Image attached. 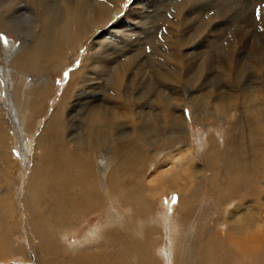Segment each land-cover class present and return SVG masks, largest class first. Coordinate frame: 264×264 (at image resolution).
<instances>
[{
	"label": "rangeland",
	"instance_id": "374dc122",
	"mask_svg": "<svg viewBox=\"0 0 264 264\" xmlns=\"http://www.w3.org/2000/svg\"><path fill=\"white\" fill-rule=\"evenodd\" d=\"M13 1L18 4L14 3L15 6L8 9V11L16 12L18 16L22 15L20 16L21 18L28 19L29 15L27 14L25 0ZM64 1L66 2L67 0H44V4L47 8H52L55 11L56 5L59 3L63 4L65 3ZM94 1V7L90 9L84 3L85 0H82L81 8L83 16H80V27L84 31L83 34L86 40L76 47L65 50L60 57L53 59L51 63H44L40 67L37 64L33 69L34 71L27 74H24L25 72L16 67L21 64L19 60L14 62L13 59L16 56L13 48L14 46L17 48L22 47V50L26 52L27 47L25 44H34L38 40L30 35H20L17 32H13V30L0 32V110L4 112V115L1 113L2 116L0 117V129H5L9 132L8 142L5 145L6 148L0 149V159L3 158L4 152L7 149L6 154L10 153L11 160L14 163L13 166L11 165V168L7 169L5 175L0 174V242L6 241L10 247L12 245L14 248L11 255L0 250V264H40L38 259L40 253L37 250V245H40L38 239L41 232H55L63 247L69 253H71L70 249L75 253L73 258H71L74 264L75 262H81V259L79 261V259L74 258L77 251H79V247H86L97 242H105V240L101 241L96 237L97 226H103L100 223L102 220L100 213L92 214L93 216L98 215V217L82 220L76 226H61L57 223L58 218L53 220V224L46 225L47 222L45 221L49 219V216L44 221L40 217L43 211H47L42 210L40 207L41 196L39 191L43 187L37 186L32 182L34 167L39 166V161H43L40 156L43 152L42 148L39 150V154H37L39 137L46 123L53 117L57 107L60 104L64 107L68 100L71 101L70 107L73 109L76 106V108L73 109L75 113L72 115L70 130L66 133L65 145L68 149L73 148V151L86 155L85 153L83 154L84 147L80 144L78 134L90 125H85V117L90 114L89 112L94 103L88 109V104L80 107L81 104L78 103V99L79 94L82 92L83 84L88 80L93 81L95 88L100 86L106 88V90L96 89L95 94L101 96L107 104L114 102L118 97L134 91L143 93L145 89L139 88L144 87L149 89L152 87L151 79L154 82L153 77L155 76L151 72L154 73L156 70L162 74L165 72L174 73L175 68L160 66L162 62L160 56L162 48L159 49V46L162 45L170 48L174 42H177V39H180L179 47H182V54L188 55L187 66L181 71L179 79L169 80L166 78L163 81H168L167 84H162V82L155 80L156 84L153 87L154 90H163L162 87H166V94L169 93V95L161 92L160 104L163 109L168 110L171 114L176 113L175 117L178 124H185L187 126V131L190 133L191 138V159L199 167L202 165L200 160L201 153L209 147L210 139L215 137L222 144L225 133L230 129L227 122H218L219 118L217 117V120L208 121L215 113L217 106L227 105L232 102L236 105L242 104V106H245L246 99H250V115L246 118L244 117V119H252V124L256 125L255 114L258 113L264 116V100L261 101L259 97L255 96L256 90L253 88L256 84L253 80L251 69L247 68L248 59L246 58V52L249 53L246 45L253 49V47L259 48L260 45L264 44V42L261 43L263 40L261 37L264 35V0H150L149 3L143 4L144 6H148V8L144 9L145 15L139 17L138 15L131 14L133 17L131 16L130 18H128V15H130L132 7H137L138 9L139 7L143 9V7L137 5L136 0H114L117 4L114 10L119 13L115 17V20L110 23L108 21L106 23L101 21L103 17L102 11L105 9L106 2L104 0ZM5 5L6 2L4 0L0 2L1 12H5L3 10L5 9ZM112 14L113 11H111ZM21 18L8 21L19 24ZM123 21L130 24L138 22L137 26L141 27L137 28L136 26L133 29L128 27L127 29L120 30V32L122 31L120 39L123 44L119 46L123 47L118 46L115 53L108 55L109 58L120 56L126 62L125 68L114 73L115 68L110 67L108 73L102 74L101 78H99L92 72L95 66V54L91 49L95 44L112 42L113 36L108 35L109 31H116V27H119ZM99 25L100 29L98 30ZM243 32H248L246 44L240 46L227 44L232 35L236 37L239 33ZM101 37L104 38L100 39ZM257 38L260 40H257ZM2 41H5L10 46H2ZM51 41L54 40H49V42ZM166 42L168 46H165ZM231 47L245 57V60L235 58L239 64L232 65V72L229 71L227 58V52L230 51ZM136 50L137 52L132 54ZM257 50L259 51V49ZM86 58L89 61L84 64ZM263 58L264 52L258 54L259 62ZM202 62H207L208 65L200 76L198 73ZM236 66L238 67L236 68ZM217 68L225 73L223 77L216 75ZM22 74L24 75L22 76ZM27 84L31 85L35 90H40L41 86L51 85V89L44 95L42 103L37 106L43 107L45 112H42L38 116L34 115L32 108L26 114L17 109L19 98L15 94L24 92ZM230 84L235 89V94L230 91ZM93 85H88L91 91L93 90ZM171 90L173 91L172 93H170ZM223 93L232 95L234 98L225 97ZM28 94L30 97L24 99V101L26 103L34 102L31 98L32 93L30 90ZM80 99H83L87 103L91 101L89 91L87 90ZM144 99L139 98L137 102L142 104L141 101ZM153 101L152 99L151 102ZM95 102L101 104L105 118L103 126H107L109 122L106 119V104L100 99ZM144 102L148 103L149 100L145 99ZM148 108H145L146 112ZM156 108L154 103L153 109L156 110ZM156 113L158 114V110L151 113L150 116L156 115ZM239 113H241V110H239ZM164 115L167 117L168 113ZM145 119L148 118L146 117ZM141 122L144 123L145 120ZM152 122H146L144 125ZM125 123L128 129L124 127L120 135H128L129 131H131L130 127L132 126L130 122L126 121ZM31 124H34L36 128L32 126L30 128ZM20 131L24 133L19 134ZM166 132L164 131V133ZM102 140L105 145L109 143L104 139ZM92 149L93 147L90 146L89 150L92 151ZM96 150L101 149L97 148ZM53 151L57 153L58 150L54 149ZM26 153H28L27 159L29 160L27 162L24 161ZM161 155L162 153L159 152L155 162L144 170L146 176L144 186L145 184H148L146 187L151 186L156 179L162 180L158 176L159 172H154L155 163ZM107 156H110V152L107 150H102L95 154L94 158L98 160V165L96 166L98 170L106 168L107 161L105 163L104 159H107ZM36 162L37 165H35ZM50 170V168H47L48 173H50ZM206 173L207 177H203L200 172L194 173L193 178L200 181L202 178L213 177L212 170H207ZM134 174H136L134 179H128V182L133 184L143 182L142 177L137 172H134ZM70 177L68 176L69 179ZM185 181V179H182V183L186 184L187 181ZM85 185L86 183L82 181V189L85 188ZM62 186L64 185L62 184L60 189H63ZM191 188L193 189L194 187H189V189ZM162 191L154 190L152 192L154 194L152 195L149 190H146L139 197L129 202H123L119 198L123 202V208L126 210L127 216H117L120 226L107 227V230H109L108 234H112L117 238H119V232L122 231V238L118 239L120 245L110 252L112 256H117L119 252L122 254L125 260L118 261V264L128 263L126 250L121 246H125L128 240H135L136 238L139 242H142L141 240L144 241L143 243L148 247L149 252L148 259L145 262L141 263L137 261L135 264H153L155 261L159 264H173V235L178 236L180 239V256H178L177 264L197 263V260H195L196 227L202 220L204 223H207L214 217L220 216L216 204L224 197L222 196L221 198V196L207 191L202 197L198 193L196 199L199 198L197 201L182 206L178 202L180 199L178 193H169L167 189L163 191L164 193ZM153 196L157 201L156 206L159 207L155 208L156 211L152 212L155 216L151 217V214L145 215L141 212V206L152 199ZM249 199L248 196L247 200ZM104 204L106 203L103 201L102 205ZM5 205L8 206L6 214H9L8 219H6L9 223L6 221V224L5 220H3ZM48 207L49 205H46L45 209ZM30 208H32V212ZM70 209L73 210L74 208H67L65 213L68 214ZM101 209L105 215L117 211L116 206L110 204L104 205ZM58 212L60 213V211ZM32 216L38 223L36 233H33L29 226L28 220ZM108 221H111V219ZM12 222L15 225H12ZM122 224L129 225L123 227ZM225 228L228 230L226 224ZM152 229L168 235L163 240H160V238L153 239L150 235ZM228 239L231 244H238L235 230L228 233ZM157 245L161 246V248L158 249ZM207 253L209 257H204L203 248L201 247L200 254L204 257L203 264H218L215 261L216 250H208ZM200 254L197 257L200 258ZM133 260L135 258L131 259V261ZM109 264L114 263L110 262Z\"/></svg>",
	"mask_w": 264,
	"mask_h": 264
},
{
	"label": "bare ground",
	"instance_id": "6f19581e",
	"mask_svg": "<svg viewBox=\"0 0 264 264\" xmlns=\"http://www.w3.org/2000/svg\"><path fill=\"white\" fill-rule=\"evenodd\" d=\"M2 1L0 0V2ZM4 1L6 2L5 9H3L5 12L0 11V32L13 30V32H17L20 35H30L38 40L34 44L26 43V52L22 50V47H12L16 56L13 59L14 62L19 60L21 64L16 67L25 72L24 74L34 71L33 69L37 64L40 67L44 63H51L53 59L60 57L65 50L76 47L86 40L83 34L84 31L80 27V16H83L81 8L82 0H67L63 4L59 3L56 5V13L52 8L45 6L44 0H25L27 14L29 15L28 19L21 18L20 16L22 15L18 16L16 12L8 11V9L18 3H15L13 0ZM104 1L106 3L105 9L102 11L103 17L101 21L105 23L108 21L110 23L115 20V17L119 13L114 10L117 4L114 0ZM94 2V0H85L84 3L91 9L94 7ZM149 2L150 0H136V4L142 6L143 9L132 7L128 18L132 16L131 14L138 15L139 17L145 15L144 9L148 8V6H144L143 4ZM0 10L2 9L0 8ZM111 11H113L112 15ZM19 18H21L19 24L8 21ZM100 25L98 30L100 29ZM137 25L138 22L130 24L123 21L119 27H116V31H109L108 35L113 36L112 42L99 43L92 47L91 51H94L95 54V66L92 72L99 78H101L102 74L108 73L110 67L115 68L114 73L125 68L126 62L120 56L109 58L108 55L115 53L118 46L123 44L120 39L122 34L120 30L127 29L128 27L133 29ZM137 28L141 27L137 26ZM247 33H239L236 37L232 35L227 44H236L238 46L246 44L248 41ZM103 38L101 37L100 39ZM261 38H263L261 41L263 43L264 35ZM49 40L54 41L49 42ZM257 40L260 39L257 38ZM179 42L180 39H177V42H174L170 48L162 45L159 46V49L162 48L160 55L162 62L160 66L173 67L175 71L174 73L171 72V74L169 72L162 74L156 70L154 73L151 72L155 76L153 77L154 82L151 79L152 87L149 89L140 87L139 89H145L143 93L134 91L118 97L114 102L107 104L101 96L95 94L96 89L106 90L104 86L95 88L92 80H88L83 84L82 92L79 94L78 99V103L81 104L80 107L88 104L89 109L94 103L90 112L87 110L90 114H87L88 116L85 117V125H90L78 134L80 144L84 147L83 154L85 153L86 155L73 151V148L68 149L65 145L66 133L70 130L72 115L75 113L73 109L76 108V106L73 109L70 107L71 101L69 100L64 107H62V104L57 107L53 117L46 123L39 137L37 154H39V150L42 148L43 152L40 156L43 161H39V166L34 167L32 182L37 186L43 187L39 191L41 196L40 207L42 210L47 211H43L40 214L41 219L44 221L49 216V219L45 221L47 222L46 225L53 224V220L56 218H58L57 223L61 226L71 227L80 223L82 220L72 222L69 219L71 216L66 214L65 210L67 208H74L77 213L84 212L81 206V204H84L77 197L81 191L86 192L88 200L92 203V207H89L91 209H86L85 211H90L92 214H101L100 218L102 220L100 223L103 226H97L96 237L101 241L105 240V242H97L86 247H79V251H77L74 258L79 259V261L81 259V262H75V264H109L110 262L118 264V261L124 259L122 254L119 252L117 256H112L110 252L120 245L118 239L122 238V231L119 232V238H117L112 234H108L109 230H107V227L120 226L117 216H127L126 210L123 208V202L136 199L146 190L152 193L154 190L164 191L165 189L169 193H178L180 197L178 202L182 206L197 201L199 198L196 199L198 193L202 197L207 191L213 192L221 196V198L222 196L224 197L216 204L220 216L214 217L207 223H204L202 220L196 227V264L204 263V257H209L208 250H216L215 261L218 264H264V116L258 113L255 114L256 125L252 124V119H244V117L246 118L250 115V99H246L245 106H242V104L236 105L233 102L217 106L215 113L208 121L217 120V117L219 118L218 122H227L230 129L225 133L222 144L215 137L210 139L209 147L201 153L200 160L202 165L200 164L201 166L199 167L191 159V138L190 133L187 131V126L185 124H178L175 117L176 113L171 114L168 110L163 109L160 104L161 92L169 95V93L166 94V87L163 86V90H154L153 87L156 84L155 80L162 82V84H167L168 81H163L166 78L169 80L179 79L181 71L187 66L188 55L182 54V47H179ZM1 45L5 47L8 44L2 41ZM165 46H168L167 42ZM246 46L249 49V53L246 52V58L248 59L247 68L251 69L253 80L256 84L253 88L256 90L255 96L259 97L262 101L264 100V58L259 62L258 54L264 52V44L260 45L259 48L253 47V49L249 48L248 45ZM136 52L137 50L133 51L132 54ZM227 58L229 71L232 72V65L239 64L238 60L245 57L231 47L230 51L227 52ZM235 58L238 60H235ZM88 61L89 59L86 58L84 64ZM207 65V62H202L198 73L200 76L205 71ZM216 75L223 77L225 73L217 68ZM18 79L20 78L18 77ZM89 84L93 85L92 91L88 87ZM50 89V84L41 86L40 90H35L31 85L27 84L24 92L15 94L19 98L18 111L26 114L32 108L35 116L45 112L43 107L37 106L42 103L44 95ZM29 90L32 93L31 98L34 102L26 103L24 99L30 97L28 94ZM87 90L91 97V101H88V103L80 99ZM230 91L235 94V89L231 84ZM172 92L171 90L170 93ZM223 95L232 99L234 98V96L227 93H223ZM139 98H145L149 102L145 103L144 99L141 101L142 104H140L137 102ZM98 99L106 104V119L109 122L107 126H103L105 118L101 104L95 102ZM152 99L154 100L153 102H151ZM154 103L158 114L150 116L151 113L156 111L153 109ZM146 107H149L147 112L145 110ZM239 110H241V113H239ZM1 113L4 115L3 110H0V117L2 116ZM165 113H168L167 117H165ZM146 117L148 119H145ZM142 120H145L144 123L153 122L144 125L141 122ZM126 121H129L131 124V131L128 130L130 132H128V135H120L122 129L127 127ZM4 123L7 124L6 121ZM31 126L36 128L34 124H31L29 127L31 128ZM243 127L245 128L243 129ZM152 129L154 130L151 131ZM164 131L167 132L164 133ZM23 133V131L19 132V134ZM8 138L9 132L5 129H0V149L6 148L5 145L8 142ZM102 139L109 143L105 145ZM90 146L93 147L92 151L89 150ZM202 147L204 146L202 145ZM97 148L101 150H96ZM54 149L58 150L57 153H54ZM102 150L109 151L110 156L104 159L105 163L107 161L106 168L98 170L96 168L98 160L94 157L97 152H101ZM6 152L7 149L4 152L3 158L0 159V174L2 173L3 175L7 173L9 167L11 168V165H14L10 153L6 154ZM159 152L162 155L158 157L155 163L154 172H159V175H156L161 177L162 180H155L154 178L155 181L153 180V183L149 181L152 183H149L151 186L146 187L148 184L144 186L146 182L144 170L155 162ZM27 155L28 153L24 156L25 162L29 161ZM181 157L183 158L181 159ZM37 162L35 165H37ZM47 168L51 169L50 173L47 172ZM207 170L213 171L212 178H202L200 181L193 178L194 173L199 172L203 177H207ZM134 172H137L142 177L143 182H138L137 184L128 182V179H134L136 175ZM235 172L237 173L233 174ZM68 176H71L70 179ZM168 179L170 180L167 181ZM182 179L187 181H185L186 184L182 183ZM82 181L86 183L84 189H82ZM62 184L64 185L62 186L63 189H60ZM189 187L194 188H191V190ZM248 196L249 200H247ZM84 200L87 201V199ZM103 201L106 204L116 206L117 211L105 215L101 209L106 205H102ZM156 204L157 201L153 196L147 203L142 204L141 212L145 215L151 214V217L155 216L152 212L155 208L159 207ZM46 205H49V207L45 209ZM27 208L29 209V207ZM30 209L32 212V208ZM8 217L9 214H7L6 219ZM68 219L70 220L69 222ZM110 219L111 221H108ZM34 220L32 216L28 221L30 229L33 233H36L38 223ZM225 224L228 230H226ZM12 225H15L14 222H12ZM128 225L122 224L123 227ZM232 230H235L238 240V244L235 245L231 244L228 239V233ZM150 235L153 239L160 238V240H163L168 234H163L156 229H152ZM38 240L40 241V245H37V250L40 253L38 258L40 264H74L71 258H73L75 253L71 249V253H69L63 247L55 232H41ZM141 241H137L136 238L135 240H128L125 246H121L126 250L127 264H135L137 261L143 263L148 259L149 249L143 243L144 241ZM172 241H174L173 264H177L178 256H180V239L178 236L173 235ZM201 247L203 248L204 257L200 254ZM157 248L160 249L161 246L157 245ZM13 249V246L11 245L10 247L8 242H0V250L11 255ZM120 249L122 250V248ZM198 254H200V258L197 257ZM34 257L36 258V256ZM132 258H135V260L131 261ZM153 264L159 263L155 261Z\"/></svg>",
	"mask_w": 264,
	"mask_h": 264
},
{
	"label": "crops",
	"instance_id": "0c3cea01",
	"mask_svg": "<svg viewBox=\"0 0 264 264\" xmlns=\"http://www.w3.org/2000/svg\"><path fill=\"white\" fill-rule=\"evenodd\" d=\"M80 185H81V182H80ZM77 197H79L80 200H81V202H83V204H84V205L81 204L82 208L84 209V212L83 213H81V212L80 213H77V211L75 209H73V210L70 209L68 215L71 216V217H69V219H71L72 222L80 221V220H84V219H88V218H92L93 219L95 217H98V215L93 216L92 213H90V211H88V212L85 211L86 209H89L90 210L91 208H89V207H92V203L90 202V200H88L89 198H88V196H87V194H86L85 191H83V192L81 191L80 195L77 196ZM84 199H87V201L84 200ZM7 207L8 206L5 205V209H4V213H3L4 214V219L3 220H5V221H6V216H7V214H6ZM81 214H83V215H81Z\"/></svg>",
	"mask_w": 264,
	"mask_h": 264
}]
</instances>
